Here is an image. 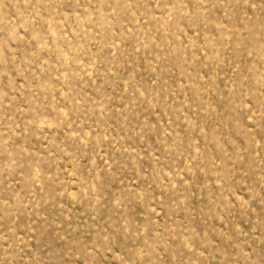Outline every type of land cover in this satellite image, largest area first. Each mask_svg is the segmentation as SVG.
Here are the masks:
<instances>
[{
    "label": "rangeland",
    "instance_id": "1",
    "mask_svg": "<svg viewBox=\"0 0 264 264\" xmlns=\"http://www.w3.org/2000/svg\"><path fill=\"white\" fill-rule=\"evenodd\" d=\"M0 264H264V0H0Z\"/></svg>",
    "mask_w": 264,
    "mask_h": 264
}]
</instances>
